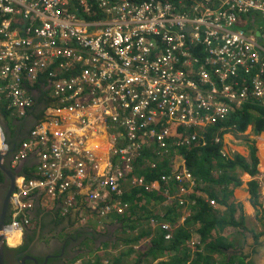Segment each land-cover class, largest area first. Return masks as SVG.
Instances as JSON below:
<instances>
[{
	"label": "built area",
	"instance_id": "2783aa9c",
	"mask_svg": "<svg viewBox=\"0 0 264 264\" xmlns=\"http://www.w3.org/2000/svg\"><path fill=\"white\" fill-rule=\"evenodd\" d=\"M259 17L264 0H0V112L26 117L44 76L56 101L15 156L37 151L39 163L12 195L5 234L29 225L38 191L66 212L82 196L101 217L122 215L126 183L158 187L133 175L143 152L163 159L206 145L202 131L231 105L264 106ZM197 46L211 71L189 52ZM79 66V76L62 79ZM0 149L9 151L1 127ZM145 165L157 166L143 158ZM175 179L194 184L187 171Z\"/></svg>",
	"mask_w": 264,
	"mask_h": 264
},
{
	"label": "trees",
	"instance_id": "16d2710c",
	"mask_svg": "<svg viewBox=\"0 0 264 264\" xmlns=\"http://www.w3.org/2000/svg\"><path fill=\"white\" fill-rule=\"evenodd\" d=\"M189 52L194 58L200 60V64L207 71H211V65L207 62L208 55L204 46L190 47ZM36 94L37 96L40 95L38 92ZM41 96L38 102L34 97L36 104L33 111L29 113V116H32L35 120H40L44 117L43 110L46 104L55 106L56 101L50 98L49 93H46V95L43 93ZM46 96L49 98V101L46 100ZM250 125L254 126V133L256 135H260L264 131V107L256 104L244 105L241 110L229 114L227 118L220 120L216 124L209 125L202 132L207 141L206 145L199 144L195 147H182L172 154L174 156L177 153L184 157L186 166L192 172L197 183L196 191L206 194L212 201L215 200L220 208H225L224 212L211 207L205 198L196 194L190 195L182 205H187L191 209L192 214L185 219L182 225L176 227V217L180 215V210L183 208L178 202L172 206H168L164 214H157L154 210L150 209V205L152 203L158 205L163 202L166 199L163 194L156 192L148 193L144 189H133L125 193L122 200L129 207L122 215H116L118 222L122 223L123 234H127V237L121 238L120 241L126 245L137 244L143 242L146 238H150L153 234L156 235L151 240V245L146 253L140 254V257L137 258L136 264H142L143 257L161 259L167 254H171V259L161 264H246L244 258L241 257L233 258L229 261L226 260L225 263H217L215 256H228L224 250L229 245L222 237L217 236L215 238V233L218 235L219 232L229 227L245 228L243 214L239 217V220L236 219V215L238 212H241L242 206H237L233 202V191L231 189L232 187L241 186L242 182L232 173L240 169L243 172L249 173L252 177H256L259 163L256 157L257 149L254 143L248 140L250 162L240 156L233 159L225 158L221 151L224 147L222 140L225 134L231 131L244 133ZM13 139L14 137L8 138V142L11 145L15 143ZM217 139L221 140V142L216 143ZM142 154V157L139 156L137 163H140L143 158L148 162H157L156 155L151 151H145ZM172 169L171 158L167 156V158L157 163L155 169L137 171V175L144 177L149 182L159 180L164 185L166 182L164 178L172 172ZM24 172L27 173L29 171L25 168ZM2 180H4V175L0 173V181ZM258 183L257 180L248 183L251 204L255 208L260 206L258 201ZM80 206L83 210L84 205L81 204ZM71 215L58 218V220L55 219L54 226H62L65 224L67 218L71 222V226H74L75 222L78 221L77 217H79V213L77 212L76 219ZM152 220L158 223L164 221L172 224L173 239L169 243L165 241L163 231L158 229L153 232L149 228L148 224L151 225L150 221ZM137 231L139 233L135 235ZM196 234L200 237L198 244H195V248L198 250L191 254L188 243L193 241V236ZM108 246L109 244H105L103 247L107 248ZM122 257H125V254H120L119 257H111L110 264H120V258ZM96 264H100L99 258L96 259Z\"/></svg>",
	"mask_w": 264,
	"mask_h": 264
},
{
	"label": "crops",
	"instance_id": "0c3cea01",
	"mask_svg": "<svg viewBox=\"0 0 264 264\" xmlns=\"http://www.w3.org/2000/svg\"><path fill=\"white\" fill-rule=\"evenodd\" d=\"M1 24V21H0ZM83 67L79 66L76 69L73 70H66L62 73V79H71L74 75L79 76ZM45 89H40L35 92L40 93V95L37 96L35 92H33V96L38 102V99L40 96L44 93ZM43 91V92H42ZM42 97V96H41ZM5 122V120H3ZM33 122H31L32 124ZM21 123H15V133H18V128L20 127ZM8 133L11 134L10 129L8 128ZM232 138V136H230ZM262 138V140H261ZM253 140L256 142V157L259 161L257 169L259 170V174L253 178L250 174L244 173L240 170H238V179L241 180L242 184L239 187L233 188L232 192V199L233 202L238 206H242L241 212H238L236 215V219L239 220V217L243 214L244 216V222H245V228L237 227V228H226L224 231L219 232L218 235L215 233V238L217 236L222 237L227 241V244L229 247L224 250L225 253L228 254V256L225 255V257L222 256H215L217 263H225V261H229L233 258H244V261L246 264H264V133L261 136L253 138ZM224 150L228 153L230 158H235L237 156H240L246 161L250 162V150L247 147V145H243L239 143L236 140L233 139H227L225 137L224 140ZM30 158V156H28ZM37 165V160L35 156H32L27 161L20 164V166L17 168L18 172H22L23 169L29 167H34ZM257 180L259 183L258 186V193H259V204L258 208H255L251 204V195L248 188V183ZM36 208L30 211L29 217L32 219V222L35 223L37 226V231H39L38 227L41 225H44V228L46 232L54 233L58 235V237H50V234L45 235H39V238L41 236V240L48 243L51 239H56L58 242L63 245V248H70L72 247L71 243H67L66 236L72 232L75 231L76 226H70L67 223L63 224L64 226H60L59 228L51 227L54 224L56 217L60 215V213L57 214H50L44 213L41 211H50L53 208L57 207L60 208L59 205L55 206L56 204L50 199L49 197H46L45 195L39 194L36 197ZM86 211H88V223H96L98 214L93 212L92 210H85L81 213L83 215ZM224 212L225 208H220V212ZM190 213V212H189ZM188 213V214H189ZM72 214V215H71ZM71 216L74 218L76 217L77 212H71ZM159 214H164L163 212ZM61 215H63L61 213ZM92 217V218H90ZM100 217V216H99ZM98 217V218H99ZM58 220V219H57ZM102 225L100 222L97 224H92L90 228H88V232L95 236V239L99 238L98 241V248H103L105 244H111L114 245L117 244L120 238L122 237L123 230H122V223L118 222V220L115 218L114 215L109 216L107 218H103ZM101 221V222H102ZM183 221L181 220L179 222V225H182ZM43 228V229H44ZM33 229V227L31 228ZM72 229V231H70ZM154 231V230H153ZM136 233L135 235H137ZM124 237H127V234H124ZM156 237L155 234H153L150 238H146L145 241L137 246V250L141 247H144L145 244V252L150 247V241ZM199 236L196 234L193 236V244H197L199 242ZM123 250L121 248L108 250V253L111 256H118L119 253L125 254V257L120 258L121 264H136V259L138 258L137 250L135 251V248L132 244L126 245L122 243ZM75 247V246H74ZM76 248L78 250H81L80 245H76ZM83 248V247H82ZM114 248V247H113ZM191 248V247H189ZM134 251H132V250ZM128 250H131L128 253ZM102 253V252H101ZM171 254H168L166 257L154 260L152 257L143 258V264H147L150 260L153 261V264H160L162 262H166L169 259V256ZM74 260V259H73ZM72 261V260H71ZM77 264H80V262H77Z\"/></svg>",
	"mask_w": 264,
	"mask_h": 264
},
{
	"label": "clouds",
	"instance_id": "9594fccd",
	"mask_svg": "<svg viewBox=\"0 0 264 264\" xmlns=\"http://www.w3.org/2000/svg\"><path fill=\"white\" fill-rule=\"evenodd\" d=\"M256 25L257 26H259V27H261V28H264V19H262L261 17H259V19L256 21ZM47 88H49L48 87V83H47V80H46V78H45V76L44 77H42L41 78V81L34 87V89H33V91L32 92H35V91H37V90H40V89H45L44 90V93H45V95H46V93H48L47 91H48V89ZM35 93H37V92H35ZM34 97V96H33ZM47 97V96H46ZM48 98V97H47ZM47 98H46V100H47ZM48 101V100H47ZM35 104H36V102L34 103V107H35ZM258 105H260V104H258ZM48 104H46V107H45V109L43 110V112H44V117H45V112H46V109L48 108ZM261 106V105H260ZM34 107L28 112V114H27V116L26 117H23V118H19V117H17L13 112H7L5 109H1V112H0V127H1V129L3 130V133H4V135H5V142H6V144L9 146V151H7V152H3L1 149H0V154H2V155H6L7 153H9L12 149H13V147H14V150H13V153H11V155H10V157H7V158H5V160H4V162L5 161H7V160H10V163H9V165H5V167H7V168H9V169H11L12 171H14V173L15 174H17V168L20 166V164L21 163H23V162H25V161H27L28 159H30L32 156H35L36 157V160H37V165L36 166H34V167H27V169H28V171L29 172H27V173H25L24 172V170L25 169H23V171L22 172H19L18 174H17V179H16V186H15V190H14V192L16 191V189H17V185H18V183H19V181L22 179V178H25V179H32V178H35L36 177V174H37V166H38V163H39V159H38V154H37V151H34V152H32V153H30L28 156H30V158L29 157H27L26 159H22V160H20V161H18V162H16L15 163V156H16V154H17V152H18V150H19V148L23 145V143L25 142V141H27V140H29L30 139V133H31V131H32V129L35 127V125H37L39 122H41V121H43L44 120V117L42 118V119H40V120H35L32 116H29V113L30 112H32L33 111V109H34ZM244 106H241V107H239V108H237L235 105H231V108H230V111H229V114H231V113H235L237 110H241L242 108H243ZM262 107H264V106H262ZM229 114H228V116H229ZM228 116H226V118L228 117ZM11 119L12 121H13V125L15 126V123L17 122V123H21V125L20 126H22V125H27V126H29L30 125V128H29V130L27 131V132H23V133H20V132H18V133H15V135L14 136H12V134H10V133H8V131L9 130H7L8 129V119ZM225 119V118H224ZM3 120H5V122L3 121ZM31 122H33L32 124H31ZM16 127V126H15ZM18 128V131H19V127H17ZM249 128V127H248ZM248 130V129H247ZM247 130L244 132V133H237V134H239V135H243V136H245L246 138H253L252 137V135L250 134V133H247ZM254 131V130H253ZM198 132V131H197ZM203 132V131H202ZM230 133V132H229ZM254 133V132H253ZM264 133V131L262 132V133H260V135L258 134V135H256L255 133H254V135L255 136H261L262 134ZM228 134V133H227ZM227 134H225V136H224V139L222 140V142L224 143V140H225V137H226V135ZM203 135V134H202ZM253 135V136H254ZM9 136H11L12 138L14 137V139L13 140H15V143L13 144V145H11L9 142H8V138H9ZM205 138V137H204ZM251 139H249V141H251L252 142V140ZM217 140H219V139H217ZM216 140V141H217ZM221 142V140H219V142H216V143H220ZM206 143H207V141H206ZM240 143H242V141L240 142ZM246 143H247V147H248V141H246ZM202 145V144H201ZM195 146H197V144L196 145H193V146H191V147H195ZM178 149H180V148H178ZM178 149H176V150H178ZM176 150H171L173 153H175V151ZM221 153H222V155H223V157H225V158H228L227 156H229L228 155V153L224 150V147H223V149H222V151H221ZM164 158H167V155L166 156H163V159ZM229 158H230V156H229ZM159 158H157V162H156V164L159 162V161H161L162 160V158H160V160H158ZM177 161H180V163H179V166H177ZM138 162V160L135 162V170H134V173H133V175H135L136 177H141V178H144V177H142V176H138L137 175V171H139V172H141L142 170H147V171H150V170H152V168H150L149 166H144V167H142V169H139V163H137ZM171 165H172V167H173V169H172V172L168 175V176H166V178H164L165 180H166V182L164 183V185H163V183L161 182V181H159V180H157V181H154V182H149V181H147L145 178V180H146V183H148V184H153V183H157L158 184V187L157 188H155V189H153L152 191H146L144 188H141V187H135V186H133L132 184H130V183H126V185H125V189H126V192L127 191H132L133 189H138V190H142V189H144L145 190V192H148V193H161V194H163L165 197H166V199H165V204H163V205H165V207L162 209V211H161V209H157V210H154L157 214H159V213H161V212H163L164 213V211L167 209V207L168 206H172V205H174L176 202H178L179 203V205H182L183 203H184V201H185V199H187V197L188 196H190V195H194V194H196V195H198V196H200V197H202V198H205L206 199V201L210 204V206L211 207H214V209H219L220 210V207L218 206V207H215L216 205H218V203L214 200V202H215V205H212L211 204V202H212V200H210L209 198H208V196L206 195V194H204V193H201V192H197L196 191V188H197V183H196V181H195V178H194V176H193V174H192V172L191 171H189L188 170V168H187V166H186V162H185V160H184V157L181 155V154H175L173 157H171ZM157 167V166H156ZM155 169V168H154ZM184 171H187L188 173H190L191 175H192V178H193V185H191L190 183H187V182H182V184L181 183H179V182H177L176 181V179H175V174L177 173V174H179V173H181V174H183V172ZM242 171V170H241ZM243 172V171H242ZM244 173H247V172H244ZM31 175V176H29V175ZM249 174V173H248ZM258 174H259V170H258ZM4 178L6 179V177H5V175H4ZM253 178H255V177H253ZM181 186H184L186 189H187V192L186 193H184V194H182V193H180V188H181ZM233 188H235V187H232L231 189H232V191H233ZM13 192V193H14ZM39 194H42V195H45L46 197H49L47 194H45L44 192H42V191H38L37 193H35V195L32 197L33 198V200H34V207H33V209H35L36 208V197L39 195ZM13 195V194H12ZM12 195H11V198H12ZM78 195V194H77ZM81 197L82 196H79V198L77 199V201H76V207L75 208H73V209H71V210H69V211H65L64 210V207H63V203H62V201L61 200H53L51 197H49L50 199H52V201L56 204L55 206H57V205H59L60 206V208H57V207H55V208H53L52 210H50V211H47V212H45V211H41V212H44V213H48V215H50V214H57V213H60V215L58 216V217H56L57 219L58 218H62V217H67L68 215H70L71 214V212H74V211H76V212H78L79 213V215L78 216H80V214L82 213V212H84L85 210H92V209H89V208H87L86 206H85V203H84V201L81 199ZM81 204H83L84 205V208H83V210H82V208H81ZM153 204V203H152ZM192 204H194V203H192ZM151 206V205H150ZM183 207H187V209L189 210V214L186 216V217H184V219H182V221L184 222L185 221V219L188 217V216H190L191 214H192V212H191V209H189V207L187 206V205H182ZM222 208V207H221ZM33 209H31L30 211H32ZM184 209H186V208H184ZM152 210V209H151ZM12 205H11V199H10V206H9V211H8V216H7V220H6V223H5V227L3 228V230L1 231V234L4 236V241H5V249L6 248H15L16 246H18L20 243H21V241H22V237L24 236V234H25V232H26V230L27 229H31L32 227H33V229H36V225H35V223H33L32 222V219L28 216L29 215V213H30V211H28V213H27V215H26V217L28 218V220H29V225H26V226H24L23 228H22V230H18V231H15L12 235H10V236H7L6 234H5V228L11 223V221H12ZM93 212H95L96 214H98V212L97 211H94V210H92ZM183 211V208L180 210V212H182ZM2 212V211H1ZM61 213L63 214V215H61ZM112 215H114L115 216V218H116V215L117 214H110V215H107V216H105V217H101L99 214H98V216H100L101 218H107V217H109V216H112ZM75 219H76V217H75ZM77 222H75V224H74V226H76V225H78V222H79V217H77ZM152 221H154L155 222V224H153L152 223ZM152 221H150L151 222V225L150 224H148L149 225V228L150 229H152V230H154V231H156V230H158V229H160L161 231H163L164 232V234H165V241L167 242V243H169L172 239H173V233H172V231H173V227H172V224L171 223H169V222H164V221H162V222H157V221H155V220H152ZM65 223H67L68 225H70L71 226V222L69 221V219L67 218L66 220H65ZM162 224H168L169 226H170V229H168V230H165L163 227H162ZM62 226H64V225H62ZM179 226V224L177 223L176 224V227H178ZM51 227H56V226H54V224L51 226ZM43 228H44V225H41L40 224V226L38 227V229H39V231L40 232H42V230H43ZM56 228H59V227H56ZM76 228H78V226L76 227ZM76 228H75V230H76ZM88 228H90V227H86V226H83L82 225V227H81V230L82 231H86V232H88ZM195 229V228H194ZM37 230V229H36ZM153 231V232H154ZM195 231V230H194ZM89 233V232H88ZM136 233H139V231H137V232H135V234ZM15 234H20V237L19 238H17V239H15V241L13 242V244L11 243V237L13 236V235H15ZM46 234H50V237H58V235H56V234H52V233H50V232H46ZM89 234H91V233H89ZM168 235H170L171 237H167ZM122 237H124V234H122ZM121 239V238H120ZM96 240V241H95ZM43 241V240H42ZM91 241H92V243H94V244H96V242H98L99 241V238L98 239H92L91 238ZM145 241V240H144ZM143 241V242H144ZM143 242H139V243H137V244H132L133 245V247L135 248V251L137 250L136 248H137V246L138 245H140V244H142ZM67 243H68V241H67ZM85 243V245H87V241L86 242H84ZM122 243L123 242H121L120 240L118 241V243L116 244H114V245H111V244H109V246L107 247V248H104L103 246V248L101 249V248H98L97 249V245H98V243L96 244V252L94 253V254H90V253H87V254H85V256L87 257V261H84L83 262V259H81V258H76V259H72V261H70L69 262V264H77V262H80V264H88V263H91V264H96V259L97 258H99V262H100V260H101V257H99V256H103V257H106L107 259H111V257H113V256H111L109 253H108V250L110 249V250H113L112 248L113 247H116V249H118L119 250V248H121V250H123V245H122ZM84 245V244H83ZM83 245L81 246V252L79 253V254H77V256H80V255H83L84 253V251L83 250H85V248L83 247ZM150 245H151V241H150ZM188 246L189 247H191L190 249H191V254H193L192 253V250L194 251V253L196 252L195 250H196V248H195V244H193V241H191V242H189L188 243ZM83 247V248H82ZM149 249V248H148ZM147 249V250H148ZM78 250V249H77ZM132 250V249H131ZM131 250H128V253L131 251ZM133 251V250H132ZM102 252V253H101ZM134 252V251H133ZM142 253H146L145 252V244H144V249H143V251L141 252V253H138L137 252V254H139V255H137V257L139 258L140 257V254H142ZM99 254V255H98ZM120 254H123V253H119V255ZM119 255L118 256H116V257H119ZM168 255V254H167ZM166 255V256H167ZM76 256V257H77ZM84 256V257H85ZM165 256V257H166ZM83 257V258H84ZM143 258H148V257H143ZM143 258H142V260H143ZM169 259H171V255L169 256ZM168 259V260H169ZM154 260H157V259H155L154 258ZM167 260V261H168ZM136 261H137V259H136ZM101 264V263H100ZM108 264H109V261H108ZM121 264V263H120ZM143 264V263H142ZM147 264H153V261L152 260H150ZM161 264V263H160Z\"/></svg>",
	"mask_w": 264,
	"mask_h": 264
},
{
	"label": "flooded vegetation",
	"instance_id": "af4514ba",
	"mask_svg": "<svg viewBox=\"0 0 264 264\" xmlns=\"http://www.w3.org/2000/svg\"><path fill=\"white\" fill-rule=\"evenodd\" d=\"M29 128L30 125L24 124L19 127V132H27ZM9 163L10 160H7L4 165H9ZM9 183L5 178L0 181V213L10 189ZM81 227L79 225L74 232L66 236L68 243L72 245V247L66 249L55 238L48 241V243L41 240V236L46 234L45 229L47 226L42 232H36L37 227L36 229H27L18 246L5 249L4 264H69L81 252V250H77L76 245L82 246L87 239L95 238L94 235L82 231Z\"/></svg>",
	"mask_w": 264,
	"mask_h": 264
},
{
	"label": "rangeland",
	"instance_id": "374dc122",
	"mask_svg": "<svg viewBox=\"0 0 264 264\" xmlns=\"http://www.w3.org/2000/svg\"><path fill=\"white\" fill-rule=\"evenodd\" d=\"M8 128L10 129V131H11V134H12V136H14L15 135V131H16V129H15V126L13 125V121L9 118L8 119ZM254 126L253 125H250L249 126V128H248V130H247V133H250L251 135H252V137L253 138H255V137H258V136H255L254 135ZM254 135V136H253ZM230 136H232V138L230 137ZM226 137H227V139H233V140H236V141H238L239 143L242 141V143L241 144H243V145H247V143H246V141H248L249 139H251V138H246L245 136H241V135H239V134H237V133H235V132H233V131H231L230 133H228L227 135H226ZM253 138L251 139L252 140V143H254V145L256 146V142L253 140ZM172 154H173V152L171 151L167 156L168 157H173L172 156ZM228 158H229V156H227ZM158 160H160V158L158 159ZM179 163H180V161H177V166H179ZM238 170H240V169H237L234 173H232V174H234L235 175V177L236 178H238L237 177V175H238ZM241 171V170H240ZM258 175V174H257ZM163 204H165V200L163 201V202H161L160 204H158V205H155V203H153V204H151V206H150V209H154V210H157V209H161V211H162V209L165 207V205H163ZM215 207H218V205H216ZM184 208H186V209H184ZM188 213H189V210L187 209V207L185 206V207H183V211L182 212H180V215L178 216V217H176V219H177V223L179 224V222L182 220V219H184V217H186L187 215H188ZM88 216H89V214H88V211H86L83 215H81L80 214V216H79V222H78V225H76V227L77 226H79V225H83V226H86V227H91V225L92 224H97L98 222H100V224L102 225V223H103V218H101V217H97L96 216V218L98 219L97 220V222L96 223H88L87 224V218H88ZM90 218H92V217H90ZM102 221V222H101ZM148 223V222H147ZM195 229H196V227H194ZM70 231H72V229H70ZM52 234H54V233H52ZM126 234V233H125ZM200 238V237H199ZM200 240V239H199ZM98 242H96V244H97ZM96 244H94V243H92V241L90 240V239H87V245H83V247L85 248V250H83L84 252V254L83 255H80V256H77V257H75L74 259H76V258H81V259H83V262L84 261H87L88 259H87V257L85 256V254H87V253H90L91 255L92 254H94L95 252H96ZM135 244V243H134ZM198 244V243H197ZM143 249H144V247H141L140 249H138L137 250V252L138 253H141L142 251H143ZM198 249H196L195 251H197ZM192 253H194V251L192 250ZM99 255V254H98ZM85 256V257H84ZM84 257V258H83ZM99 257H101V260H100V263L101 264H108V261H109V264L111 263V259H107L106 257H103V256H99Z\"/></svg>",
	"mask_w": 264,
	"mask_h": 264
},
{
	"label": "water",
	"instance_id": "95a60500",
	"mask_svg": "<svg viewBox=\"0 0 264 264\" xmlns=\"http://www.w3.org/2000/svg\"><path fill=\"white\" fill-rule=\"evenodd\" d=\"M13 149L7 153L6 155L0 154V172L5 175L6 179L10 182L9 186L10 189L8 191L7 197L4 201L3 209L2 212L0 213V264H4V251H5V241H4V236L1 234V231L5 227V223L7 220L8 216V211H9V206H10V199L11 195L13 194L16 186V179H17V174L19 173L17 171V174L14 173L11 169L5 167L4 165V160L7 157H10L11 153H13Z\"/></svg>",
	"mask_w": 264,
	"mask_h": 264
},
{
	"label": "bare ground",
	"instance_id": "6f19581e",
	"mask_svg": "<svg viewBox=\"0 0 264 264\" xmlns=\"http://www.w3.org/2000/svg\"><path fill=\"white\" fill-rule=\"evenodd\" d=\"M56 113V112H55ZM57 114V113H56ZM262 140V138H261ZM263 141V140H262ZM20 237V234H15L11 237V243L13 244V242L15 241V239L19 238Z\"/></svg>",
	"mask_w": 264,
	"mask_h": 264
}]
</instances>
